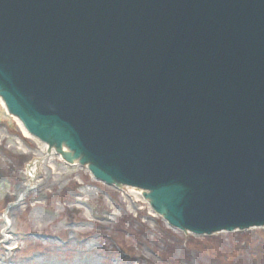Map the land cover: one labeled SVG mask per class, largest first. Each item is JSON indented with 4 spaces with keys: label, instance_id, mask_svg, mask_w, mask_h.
<instances>
[{
    "label": "water",
    "instance_id": "obj_1",
    "mask_svg": "<svg viewBox=\"0 0 264 264\" xmlns=\"http://www.w3.org/2000/svg\"><path fill=\"white\" fill-rule=\"evenodd\" d=\"M0 84L32 137L181 193L178 225L264 223V0H0Z\"/></svg>",
    "mask_w": 264,
    "mask_h": 264
},
{
    "label": "rangeland",
    "instance_id": "obj_2",
    "mask_svg": "<svg viewBox=\"0 0 264 264\" xmlns=\"http://www.w3.org/2000/svg\"><path fill=\"white\" fill-rule=\"evenodd\" d=\"M4 112L0 101V234L19 248L7 249L0 264H264L259 232L190 237L174 230L131 188L108 187L87 168L47 155ZM39 158L35 184L25 190L27 167ZM13 201L7 225L1 213Z\"/></svg>",
    "mask_w": 264,
    "mask_h": 264
},
{
    "label": "bare ground",
    "instance_id": "obj_3",
    "mask_svg": "<svg viewBox=\"0 0 264 264\" xmlns=\"http://www.w3.org/2000/svg\"><path fill=\"white\" fill-rule=\"evenodd\" d=\"M1 104L3 105V107H5V103L3 102V100L1 101ZM5 108H6V107H5ZM5 115H8V116H9L8 112H6ZM21 127H22L23 134H24L26 137L33 139L34 141L38 142L39 144L43 145L44 147H48V145L42 144V143L40 142V140H41L40 138L32 137V136L30 135L29 131H27V130L24 128V126H23L22 124H21ZM49 148H50V150H51L53 153H56V150H55V147H54V146H53V147L50 146ZM74 158H75L76 162L79 163L80 156L75 155ZM88 165H89V164H86V167H87ZM38 167H39V162H38V161L33 162L31 165H29V166L27 167V171H28V173H29V176H30V178L33 179V180L36 179V175H37V172H38V169H39ZM27 190H32V187H31V188L29 187ZM132 191H133V192H136L141 198H144V197L142 196L143 193H147L149 190H135V189H132ZM26 193H27V191L21 193V197H20L21 200H23V199L25 198ZM144 199H145V198H144ZM145 200H146V199H145Z\"/></svg>",
    "mask_w": 264,
    "mask_h": 264
}]
</instances>
